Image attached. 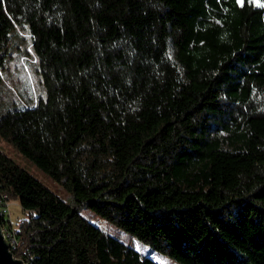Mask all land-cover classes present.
<instances>
[{
    "label": "trees",
    "instance_id": "16d2710c",
    "mask_svg": "<svg viewBox=\"0 0 264 264\" xmlns=\"http://www.w3.org/2000/svg\"><path fill=\"white\" fill-rule=\"evenodd\" d=\"M16 27L44 95L0 139L70 202L0 151L15 258L159 264L83 207L178 264H264V0H0V66Z\"/></svg>",
    "mask_w": 264,
    "mask_h": 264
},
{
    "label": "rangeland",
    "instance_id": "374dc122",
    "mask_svg": "<svg viewBox=\"0 0 264 264\" xmlns=\"http://www.w3.org/2000/svg\"><path fill=\"white\" fill-rule=\"evenodd\" d=\"M14 31L15 33L10 37L8 51L0 66V115L13 108L33 107L38 99L44 95L42 86L39 83V76L35 71L36 59L30 45L28 32L24 28L17 27ZM7 54L9 57H7ZM0 151L63 201L70 202L67 192L2 139H0ZM7 210V218L11 222V227H13L16 221L22 217L21 209L17 201L12 200L7 202ZM78 211L92 225L101 228L141 254L151 256L159 264H178L166 256L153 253L147 245L136 242L130 235L117 230L88 209L79 207Z\"/></svg>",
    "mask_w": 264,
    "mask_h": 264
},
{
    "label": "water",
    "instance_id": "95a60500",
    "mask_svg": "<svg viewBox=\"0 0 264 264\" xmlns=\"http://www.w3.org/2000/svg\"><path fill=\"white\" fill-rule=\"evenodd\" d=\"M0 264H27L13 256L10 245L7 242L0 225Z\"/></svg>",
    "mask_w": 264,
    "mask_h": 264
},
{
    "label": "built area",
    "instance_id": "2783aa9c",
    "mask_svg": "<svg viewBox=\"0 0 264 264\" xmlns=\"http://www.w3.org/2000/svg\"><path fill=\"white\" fill-rule=\"evenodd\" d=\"M7 202L8 201L6 200V197H4V196L0 197V218H3L4 220L7 219V211H8L7 210ZM3 234H4L7 242L9 243V245L10 246L13 245L14 241L11 238L12 236H11L10 232L7 229H5V230H3Z\"/></svg>",
    "mask_w": 264,
    "mask_h": 264
},
{
    "label": "bare ground",
    "instance_id": "6f19581e",
    "mask_svg": "<svg viewBox=\"0 0 264 264\" xmlns=\"http://www.w3.org/2000/svg\"><path fill=\"white\" fill-rule=\"evenodd\" d=\"M3 230V229H2Z\"/></svg>",
    "mask_w": 264,
    "mask_h": 264
}]
</instances>
